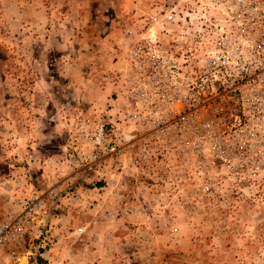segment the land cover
Masks as SVG:
<instances>
[{
  "label": "rangeland",
  "instance_id": "1",
  "mask_svg": "<svg viewBox=\"0 0 264 264\" xmlns=\"http://www.w3.org/2000/svg\"><path fill=\"white\" fill-rule=\"evenodd\" d=\"M158 1L0 0V222L39 205L0 264H264V188L168 197L100 148L121 29Z\"/></svg>",
  "mask_w": 264,
  "mask_h": 264
},
{
  "label": "built area",
  "instance_id": "2",
  "mask_svg": "<svg viewBox=\"0 0 264 264\" xmlns=\"http://www.w3.org/2000/svg\"><path fill=\"white\" fill-rule=\"evenodd\" d=\"M121 38L96 135L109 165L151 167L152 183L173 198L182 182L216 196L224 184L262 190L264 0L158 1ZM37 200L31 193L24 217L0 222V244L19 243Z\"/></svg>",
  "mask_w": 264,
  "mask_h": 264
}]
</instances>
